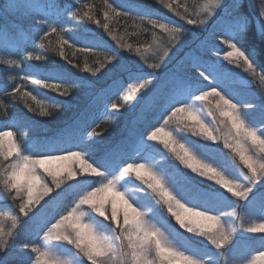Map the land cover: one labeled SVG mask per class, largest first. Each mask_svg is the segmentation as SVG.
Instances as JSON below:
<instances>
[{
    "label": "snow or ice",
    "instance_id": "6c2138e0",
    "mask_svg": "<svg viewBox=\"0 0 264 264\" xmlns=\"http://www.w3.org/2000/svg\"><path fill=\"white\" fill-rule=\"evenodd\" d=\"M240 5L234 0L232 7L236 9ZM19 6L18 2L5 5L0 11L7 12L10 7ZM28 6L36 10L37 16L42 17L35 20L33 28L46 25L49 29V31L43 29L38 31V33L43 32L40 36L41 41L51 34L58 33V28L48 21V17L53 13L60 15L57 9L62 8L57 0H43V2L32 0ZM109 7L111 8L110 5ZM223 7L224 0H207L202 5L205 18L199 19L198 22L189 18L188 13L185 12L183 18L189 25L207 26L210 21H217V29L204 36L196 50L186 54L191 62V70L186 69L184 62L181 61L174 70L165 74L159 85L155 83L156 76L153 72L150 75L152 78L145 80L134 91L139 94L137 100L143 98L144 112H151L157 106L163 105L159 119H164L165 123L173 117L180 121L185 114L191 115L192 105L196 102H208L211 113L213 110L224 112L225 104L231 105L233 111L239 106L243 110L242 113H238L242 119L233 125L234 131L226 136L224 144L235 154V157H238L237 166L242 171L246 170L243 175L244 182H240L238 177L231 174H225V171H220V168L225 169L226 166L211 154L209 151L211 145H198V150L203 152L207 159H214L218 166L205 162L189 149L183 155L176 152V146L181 143L163 126L155 127L151 121L145 122L143 128L134 124L110 147L102 149L104 157L102 163H98L92 156H87L78 147L77 151L60 149L58 152L63 153L60 155L52 154L51 149L34 152L32 153L34 159L30 160L22 154L21 146L11 140L7 151H4V137L10 138L13 133L2 131L0 155L5 161L9 157L15 161L4 170L2 179L4 192L7 197L14 201L19 200L20 203L14 209L9 207L6 211H0V264H71L68 260L53 257L43 247L50 241H61L71 245L76 250V255L80 257V264H162L169 259V256H175L178 261H185L186 264H201L202 261L210 264H235L236 261L244 260L242 250L234 246L236 237L242 233L241 230L264 234V231L260 230L261 226H264V196L255 201L251 200L255 186L264 185V113L258 118L248 115L246 109L253 105L241 100L237 92L230 87L232 73L226 65L218 62L220 52L217 51L215 56L208 55L219 37L230 49L225 52V60L233 61L235 57L250 70H254V61L237 46V36L245 29L246 18L241 17L233 24H221L218 14ZM111 10L116 12L114 8ZM258 14L264 22V0H261V11ZM71 15L77 19H92L88 12L79 15V10ZM105 16H108V12H105ZM149 22L153 27L163 29L172 37L168 42L169 46L162 49L160 56V61L167 63L164 58L169 57L170 51H174L171 44L173 40H180L181 29L169 28L166 24L154 20ZM103 27L109 29L107 23ZM182 42L180 40V43ZM60 43L61 47L55 50L67 59L63 46L68 45V41L61 40ZM11 44V35L6 31H0V48H8ZM120 47L132 50L131 45L120 44ZM93 49L84 47L83 51L92 52ZM135 51L143 55L140 48H136ZM28 57L33 59V54L29 52ZM116 58V53L112 52L111 55L105 56L106 63L101 62L95 69L86 66L85 71L96 76ZM45 59L42 56L34 57L35 61ZM144 62L147 64V59ZM7 63L17 62L7 61ZM67 63L72 64V61L68 60ZM148 67L157 69L160 63H152ZM140 78L138 75L130 74V80L137 81ZM261 80L264 81V77H261ZM34 83L60 95H67L70 89L77 85L52 83L41 79H36ZM125 83L127 82L114 80L101 88L92 96L85 112L77 117L74 123L77 129L84 130L85 142L100 135L93 125L101 109L107 113L109 108L118 111L122 107L114 101V97L124 89ZM149 85L151 87H148ZM9 87L13 91L5 93L6 95L13 98L23 95L35 99L31 92L22 93L21 88L16 87L15 84L4 85V89ZM146 88L147 91H144ZM2 103L0 101V104ZM30 110L35 111L34 108ZM40 114L47 116L49 114L47 108L42 106ZM159 119L155 122L158 123ZM93 120L95 122L90 124L89 122ZM203 124L207 125L204 121ZM6 128L11 129L13 126ZM218 139L219 137L215 138ZM151 141H160L165 148L175 154L179 164L184 165V168L171 162L167 167L156 165L155 162H130L144 160L141 149ZM46 157L55 159L50 161L45 159ZM57 161H63V164L57 167ZM41 169L47 174L46 176L40 172ZM134 171L138 175H134ZM132 177L141 183V189L147 190L140 199L130 201L125 192L120 190L119 182L124 178L131 180ZM204 177L207 180L201 181L200 178ZM207 181H215L212 185L215 189L212 196L193 195L190 187ZM121 197L128 203L125 204ZM228 200L233 201V206L226 204ZM245 200L249 201L247 213L252 216L259 213L260 222L246 229L242 224L236 225L233 222L232 229L229 230L226 227V220L231 213L226 210L233 208L234 205L245 209L244 204L240 203ZM173 203L194 207L210 214L213 219L205 227L192 231L189 227L182 226L174 217L175 209L169 210ZM145 208H149L151 212L155 211L156 214L146 218ZM90 213H95V216H91ZM86 216H88L87 220ZM221 217L225 220L222 221ZM173 220L175 224H172ZM166 226H171L177 232L184 229L194 237H200L202 251L186 252L167 243L163 232L160 231V228L164 229ZM99 228L106 229L108 235H104ZM261 239L264 240V236ZM162 249H166L169 255H165ZM261 256H264V251H257L256 256L247 264H256V260H260Z\"/></svg>",
    "mask_w": 264,
    "mask_h": 264
},
{
    "label": "trees",
    "instance_id": "16d2710c",
    "mask_svg": "<svg viewBox=\"0 0 264 264\" xmlns=\"http://www.w3.org/2000/svg\"><path fill=\"white\" fill-rule=\"evenodd\" d=\"M12 1L0 0V8L9 5V3H13ZM114 1L121 7H126L135 12L147 13L152 15V17L164 16L167 20H173L180 16L184 23H187L183 18L185 12H189L188 14L192 15L190 11L193 10L192 5H189L191 7H184L173 0ZM231 1L233 2V0ZM22 2L19 4V7H10L7 12L0 11V31H6L12 37L11 46L8 48H0V101L3 102L0 104V131H14L25 149H28L29 146L32 149L35 148V152L51 149L53 150L52 154L60 155L63 154L62 152H58L60 149L68 148L75 151L79 148L87 156H92L98 163H102L104 160L102 149L110 147L119 137L125 135L134 124L139 128H143L147 121H151L155 127L163 126L165 129L168 127L197 149L198 145H209V141L199 139L191 131L187 133L182 123L175 122L170 124L173 119L168 120L167 123H165L164 119H159V113L163 110V105L157 106L151 112H144L143 98L137 100L136 97L139 94L134 91L145 80L151 79L152 77L150 75L153 72L156 76L155 83L159 85L165 74L172 71L181 61L184 62L186 69L191 70V62L186 54L197 49V38L194 39V37L186 34V32L181 31L180 40L183 42L180 43V40L173 41L177 45L175 47L173 46V49L180 46H183L184 49L177 52L180 47L177 51H170L169 57L164 58L167 63H163L160 60L158 62V58L154 57L155 53H157L155 49L159 44L163 46L158 51H161L164 47H168V42L172 37L164 35L166 33H162L157 27H154L153 30L155 31L149 37L146 36L145 41H142L137 39L135 34L130 30L120 35V32L110 26L107 18H105L107 9L104 1L57 0L62 8L57 9V11H60V15L53 13L48 17V21H53L58 30L73 39H75L73 35L80 34L82 39L77 41L79 47L82 46L79 44L86 43L88 47H101L100 49L104 51L100 54L98 52L97 54H91L68 44L63 46V51L67 57L65 59V57L60 56L58 51L55 50L61 47V39L59 37L51 35L44 41H41L39 36L40 32L38 33V31L42 29V26L33 28L35 20L42 17L37 16L36 10L28 6L32 0L29 3ZM240 4L236 15L246 18V27L244 35L241 36L238 34L237 36V46L241 47L246 55H249L250 59L254 61V70H250L248 67L244 69L240 67L239 70H235L236 67L230 66V64L229 67L234 71L232 72L234 75L242 77L250 83L253 89L262 93L259 96V101L264 104V81L261 80V77H264V25L261 30H258L250 5L246 0H241ZM163 9L165 11H162ZM69 10L70 12L67 13ZM78 10L81 16L83 12H88L92 19H77L73 17L71 13H76ZM225 15L222 14L221 17ZM233 17L236 16L228 15V19L230 20L222 24L228 25L235 23L236 20ZM105 23L109 25V29L103 27ZM194 26L196 27V25ZM216 29L217 27L210 21L207 25L206 33ZM83 30L90 31L88 32L90 34L81 33ZM120 44L131 45L132 50L130 51L127 47L121 48ZM174 44H171V48ZM214 44L215 46L208 53L210 56H212L211 53L213 52L219 51L220 53H225L228 49V46L219 37L215 40ZM136 48H140L143 55L137 53L135 51ZM28 51L33 54V59H29L28 55H26ZM112 52L116 53L117 58L97 73L96 76H92V73L85 71L86 66L95 69L100 66L101 62L106 63L105 56L111 55ZM200 54L203 55V53ZM83 55H86L88 58H83ZM35 56H42L46 59L43 61H35ZM145 59L148 61L147 64L144 62ZM68 60H71L72 64L67 63ZM7 61H16L17 63L8 64ZM152 63H160V67L157 69L149 68L148 65ZM76 65L78 67H75ZM27 74L50 77L51 79H48L50 82L55 80L57 83H75L77 85H74L67 95H60L53 90L36 85L34 81L26 82L23 77ZM130 74L138 75L141 78L137 81L130 80ZM114 80L127 82L118 96L114 97V101L121 104L122 107L118 111H113L109 108L107 113L101 109L97 113L96 122L94 120L89 122L90 124L95 122L93 127L96 128V131L100 135L85 142L84 130L77 129L74 122L77 120V117L85 112L92 96L101 88L111 84ZM15 83L17 85L16 87L21 88V91L23 89L22 93H27L25 91L29 89V91L39 98L50 101L51 103L47 108L49 114L47 116L41 115L40 108L36 105L32 97L22 95L21 97L13 98L10 95H6L5 93H11L13 89L11 87L4 89V85ZM148 87H151V85ZM144 91H147V88ZM32 108L35 111H31L30 109ZM5 113H8L7 116L4 115ZM157 119H159L158 123L155 122ZM6 126H13V128L9 129ZM66 133L70 134V140L64 139V134ZM215 134L220 138L215 140V148H212V150L213 153H218L217 150L225 146L224 139L227 133L217 130ZM147 147V152L150 151L151 154H154L160 159L161 167H167L169 162L179 164V161H175L176 157L172 155L169 149L153 143L147 144ZM217 161L224 164L226 166L225 168L229 167V159L225 155H219ZM179 166L184 168L182 164H179ZM185 170L187 171V169ZM234 170L230 171L229 174L234 173ZM235 173L237 176V172ZM201 184L190 187V191L197 197H207V191L212 190L207 184L204 187ZM0 196H3V199L5 198V202L6 198L9 199L7 205L11 204L10 197H7L4 188L1 186ZM253 200L255 201V199ZM226 203L229 205L228 202ZM226 211L231 213V216H235V218L229 217V224L231 226H233V222L236 225L242 224L244 226V223H240L241 219L244 217L245 222H247L246 220L252 217L249 214L245 216L242 213L244 209L235 205L234 210L227 209ZM175 232L185 244L192 247V252L202 251L200 239L191 236L184 229ZM243 232L241 233L242 235L240 234V236L238 235L236 237V242L239 240V248L243 252V259L256 255L257 251H264V240L261 239L262 236H244Z\"/></svg>",
    "mask_w": 264,
    "mask_h": 264
},
{
    "label": "rangeland",
    "instance_id": "374dc122",
    "mask_svg": "<svg viewBox=\"0 0 264 264\" xmlns=\"http://www.w3.org/2000/svg\"><path fill=\"white\" fill-rule=\"evenodd\" d=\"M22 1L27 2V3L30 2V0H13L12 1L13 3H9V5L15 4L17 2L20 4V3H23ZM101 1H104L107 12H108V16L105 18H107V20L110 23V26L112 28H114L115 30L120 32L119 33L120 35H123V33L125 31L130 30L132 33L135 34V37L137 39L145 41V37L146 36L149 37L151 35V33H153L155 31V30H153L154 27L149 22L150 20H154V21H157L158 23L166 24L169 28H179V29H181V31L186 32V34L190 35L191 37H194V39L197 38L198 44H199L200 40L208 34V33H206L207 32V26L197 24L196 27H198V28H196L194 25H189L187 23H184L183 19H181L180 16L176 17V19H173V20H167L164 16H160V17H154L153 16L152 17V15H149L147 13L137 12V11L135 12V11H132V10L126 8V7H121L114 0H101ZM173 1L178 2L181 6H184V7L192 5L193 10L190 11V13L192 15L188 14L189 18H198V19H204L205 18L202 5H204L207 2V0H173ZM246 1L250 5L252 14L254 15L255 25H256L257 29L261 30L262 26L264 25V22H262L259 14H258L261 11V0H246ZM237 2L241 3V0H237ZM27 3H25V4H27ZM233 3H234V0H233V2L231 0H224V7L220 10V12L218 14L219 23L222 24L225 21L228 22L230 20V19H228V15L236 16V17H233V19L236 20V22L240 20L241 17L236 15L237 14L236 11L238 8L234 9L232 7ZM109 5L111 6V8L109 7ZM189 7H191V6H189ZM112 8H114L116 10L115 13L112 12V10H111ZM162 11H165V9H163ZM116 13H119V15H116ZM124 13H127V15H124ZM222 14L223 15L226 14V15L221 17ZM144 15H147V16H144ZM223 17H226V18H223ZM49 22L52 23L54 26H56L53 21H49ZM211 22H212V24H214L217 27V21L216 20H213ZM42 29L44 31H49V29L46 27V25L42 26ZM157 29L159 31H161L162 33H166L164 35L170 36L169 33L165 32L163 29H160L159 27H157ZM88 32H90V31L83 30L81 33L90 34ZM244 32H245V29L242 30L241 33H239V34L242 36V35H244ZM57 34H51V35H53L55 37H59L61 40H67L69 45L73 46L74 48H79L81 51H83L84 47L92 48V47H88V44H86V43L79 44V45H82L81 47H79L77 45V41L82 39L80 34H78L76 36L73 35L75 39L69 37V35L62 33L60 30H58ZM42 35H43V32H40L39 36H42ZM173 41H175V40H173ZM173 41H172V44H174ZM162 46H163L162 44H159L157 46V48L155 49V51H157V53H155L154 57L158 58L157 59L158 62L160 60V56H161V52H162V50L161 51H158V50H159V48H162ZM173 46L175 47L177 45H175V44L172 45V48H173ZM180 47H177L174 50L177 51ZM93 48H94L93 51L88 52V53H91V54L96 53L97 54V52H98L100 54V53L104 52L102 49H100L101 47L100 48L93 47ZM108 48H109V45H108ZM183 49L184 48L182 46L177 52H180ZM228 50H230V49H227V51ZM241 50H243V49H241ZM28 53H29V51L26 52V55H28ZM211 54H212V56H215L216 52H213ZM224 55H225V53H220V56L218 57V62L226 65L227 68H229L231 70V73L234 71L229 67V64H230V66H235L236 67L235 70H239L240 67H242V69L247 67L246 64H244L240 60H236L235 57L233 58V61L225 60ZM83 58H88V57L86 55H83ZM23 79L26 82L27 81L33 82L36 79L49 81L48 79H51V78L47 77V76L40 77V76L27 74L25 77H23ZM17 80H19V79H17ZM51 82L57 83V81H55V80H53ZM15 86H17L16 83H15ZM230 87L234 91L237 92V94L239 95L241 100H243L245 103H249V104L253 105L251 108L246 109V112L248 113V115L250 117L258 118L261 113H264V104L259 101L260 100L259 96H261L262 93L258 92L256 89H253L251 87L250 83L245 81V79H243L242 77L236 76L232 73V80L230 82ZM22 91H23V89H22ZM25 92H31V91H29V89H27ZM32 95L35 97V99H33V100L35 101L36 105L40 109L42 106L45 108L49 107V105L51 103L50 101H48L46 99H41L33 93H32ZM209 99H211V97ZM212 103L214 104L215 101H213ZM209 107H210V105L208 102H196L192 105V108L195 110L196 114L201 117V119L204 121L205 124H207L210 128L215 127L216 130H219L222 126L214 118L213 113L209 112ZM216 115L218 116V112L216 113ZM172 119L173 120L171 121L170 124L175 123V122L176 123L180 122L177 118L173 117ZM165 130L171 132L173 134V136L175 137V139L177 141H179V143L184 144L185 147L190 150V152L195 153L200 159L205 160V162H207V163H212L213 166H218L214 159H207L206 155L203 152L199 151L196 147H194L192 144L187 142V140L182 138L180 135H177L176 133H174L173 130L169 129L168 127H166ZM0 132H2V131H0ZM11 132L13 133V135L10 138L4 137V145H3L4 151H7L8 146H9V140H11V141H13V142H15L21 146V148L23 149L24 155H32V153L35 152L34 150H36V149L35 148L32 149L30 146L28 149H25L24 146L22 145V142L20 141V139L16 136V133L14 131H11ZM186 132L188 133L189 130H186ZM224 132L227 133V129H225ZM196 137H198L201 140H205L201 136L196 135ZM228 138L231 139V137H228ZM64 139L70 140L71 139L70 134L69 133L64 134ZM209 142L211 144H213V145H211L209 143V145L212 146L211 149H209V151L215 157L216 160H218L219 155H222V156L225 155L229 159V167H227L225 169L220 168V171H225V174H229L230 171L235 169L234 171L237 172L238 175L236 176L235 172L234 173L232 172L230 174L234 177H238L240 179V182L243 183L244 182L243 175H244V172L246 170L242 171L241 168L239 166H237L238 165V157H235V154L230 149H228L226 146H223V147H221V149L217 150L218 153H213L212 148H215V143H214L215 140H212ZM232 142L234 143L235 141L233 140ZM151 143L163 146V144L160 141H151L148 144H151ZM141 150H142V153H143L145 159L144 160H137V161H133V162H138V163H153V162H155L156 165H160V159L157 158L154 154H151L150 151L147 152V150H148L147 145H145ZM75 151H77V150H75ZM13 155H15V154H13ZM172 155L175 156L174 153H172ZM234 158H235V163H233ZM175 161H178V160L176 159ZM14 162L15 161L13 160L12 157H9L8 160L5 161L4 157L2 155H0V186L2 188H4V185L2 182V179L4 177V170L8 169L10 164H12ZM187 171L190 172L191 170L187 169ZM40 172L43 173V170L41 169ZM43 175L46 176L47 174L43 173ZM230 178H232V177H230ZM48 180L50 181L51 178L49 177ZM200 180L204 181V180H207V178L206 177L200 178ZM206 184L212 190V191L208 190L206 193V196L211 197L212 194L215 192V189L212 187V185L215 184V181H207L206 183H202L201 186H203V187L207 186ZM141 186H142L141 183L139 181H136L135 177H132L131 180H128V178H124L122 181L119 182L120 190L125 192L127 198L130 201L138 200V199H140V197L145 195L143 192L139 191ZM263 187H264V185H259V184L255 186L254 191L251 194V200H253V199L258 200V197L260 198L261 196L264 195V189H262ZM258 188H261V189H258ZM149 195H150V193H149ZM4 199H3V196H0V211H6V210H8L9 207L14 209L20 203L19 200L14 201L10 198L11 204L7 205V203H9V199L6 198V202L4 201ZM233 200H235V198H233ZM153 202H155V198H153ZM226 202L229 203V206H233L232 200H228ZM242 203L244 204V208H245L242 213L246 216L248 214L246 210L249 207V201L248 200L241 201V204ZM231 209L234 210V207ZM13 214H15V213H13ZM155 214L156 213L154 211V212L149 213V216L152 217ZM90 215L95 216V213H90ZM229 217L235 218V216H231V215ZM229 217L226 220V227L229 230H231L232 226L229 224L230 223ZM260 218L261 217H260L259 213H257L256 216H252L249 219H247L246 220L247 222H245V218L243 217L241 219L240 223L241 222L244 223V229H246L248 227L257 225L260 222ZM85 219L87 220L88 216H86ZM221 219H222V221L225 220L224 217H221ZM93 222L95 223V221H93ZM172 224H175L174 220L172 221ZM164 229L166 230V235H168V237L170 238L174 247H176L180 250L186 251V252H192V250H191L192 247L191 246L189 247L187 244L184 243L183 240H181L180 236L175 232L176 231L175 229H173L171 226H166ZM99 230L102 231V233L104 235H108V233L106 232L107 231L106 229L99 228ZM241 231L243 232V230H241ZM189 234L194 237V235L192 233H189ZM243 234H244V236H249V237L264 236V234H262V233H248L246 231L243 232ZM195 237L200 239V237H198V236H195ZM238 243H239V240L235 243L234 246L239 247L240 245ZM43 247L46 248V250L53 257L59 258L61 260H68L71 262V264H79L80 263V257H78L76 255V250L71 245H69L65 242L50 241V242H47L46 244H44ZM255 256L256 255L250 256V257L244 259L243 261H237L236 264H247V262L252 260ZM256 264H264V261L256 260Z\"/></svg>",
    "mask_w": 264,
    "mask_h": 264
},
{
    "label": "clouds",
    "instance_id": "9594fccd",
    "mask_svg": "<svg viewBox=\"0 0 264 264\" xmlns=\"http://www.w3.org/2000/svg\"><path fill=\"white\" fill-rule=\"evenodd\" d=\"M193 20L198 22L199 19L193 18ZM213 99H217V97H213ZM224 108H225L224 112H218L213 110V115L214 118L217 120V122L222 126L219 129V131L224 132V130L227 129V135H231L234 131L233 125L239 123V121L242 119V116L238 115V113H242L243 110L239 106H236V110L233 111L232 106L229 104H225ZM191 111H192L191 115L185 114L184 118L180 120V123H182L185 126L186 130L191 131L194 135L201 136L205 140H209V139L215 140L216 137H219L218 135L214 134L217 131L215 127L210 128L208 125H204L201 117L196 114L195 110L192 108ZM217 112H218V116L216 115ZM186 151L187 148L185 147L184 144L181 143L178 144V146H176V152L180 153L181 155L185 154ZM22 154H23V149H22ZM24 156L28 157L30 160L34 159L32 155H24ZM45 159L51 161L55 158L46 157ZM62 164L63 161H57L56 166L60 167ZM133 174L138 175L135 171ZM146 190L147 189H141V188L139 189L140 192H144ZM121 200L125 204L128 203V201L124 200L123 197H121ZM172 209H175L173 215L178 221L181 222L182 226H187L192 231H198L199 229L208 225L213 219L210 214L201 212L200 210L194 207H189L182 203H173L170 206L169 210L171 211ZM144 212L146 218L150 217L149 213H151V210L149 208H145ZM260 230L264 231V226H261ZM160 231L163 232L167 243L173 245L168 235H166V230L160 228ZM162 251H164L165 255H169L166 249H162ZM260 260L264 261V256H261ZM162 264H186V262L178 261L177 257L175 256H169V259L163 261ZM201 264H210V262L202 261Z\"/></svg>",
    "mask_w": 264,
    "mask_h": 264
}]
</instances>
